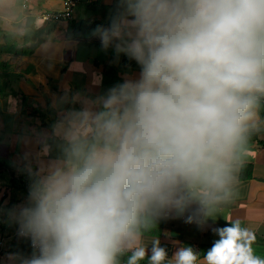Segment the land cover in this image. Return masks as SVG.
I'll return each instance as SVG.
<instances>
[{"label":"clouds","instance_id":"obj_1","mask_svg":"<svg viewBox=\"0 0 264 264\" xmlns=\"http://www.w3.org/2000/svg\"><path fill=\"white\" fill-rule=\"evenodd\" d=\"M101 2L105 23L89 38L139 72L108 87L97 74L55 101L35 149L21 138L11 166L27 191L12 203L0 182V227L28 250L0 264H264L238 219L212 228L203 253L159 231L205 225L264 137V0Z\"/></svg>","mask_w":264,"mask_h":264},{"label":"crops","instance_id":"obj_2","mask_svg":"<svg viewBox=\"0 0 264 264\" xmlns=\"http://www.w3.org/2000/svg\"><path fill=\"white\" fill-rule=\"evenodd\" d=\"M75 1L68 17L45 20L43 15L63 12L64 0H0V163L11 164L25 150L21 138H31L33 149L37 147L35 134L50 132L57 119L55 101L65 93L91 90L97 74L108 87L125 72H139L135 63L127 67L124 57L114 65V53L102 51L99 40L89 38L97 24L105 23L106 5L101 0ZM251 149L234 195L205 225L169 220L159 224V231L203 253L218 239L212 228L238 219L255 232L254 254L264 258V137L255 138ZM11 181L10 170L0 167L4 198L15 203L26 195L27 185L24 191L13 188ZM161 238L171 255L170 241ZM0 243V255L21 245L7 227H0Z\"/></svg>","mask_w":264,"mask_h":264},{"label":"trees","instance_id":"obj_3","mask_svg":"<svg viewBox=\"0 0 264 264\" xmlns=\"http://www.w3.org/2000/svg\"><path fill=\"white\" fill-rule=\"evenodd\" d=\"M8 163H4V162H1L0 163V167H6L7 169H9L10 170V172H11V177H12V181H11V185H13L14 184V186H13V188H16V189H22V190H26V183H27V178H26V176L24 175V174H18L17 176H14L13 175V167L11 166V164H8ZM12 168V169H11ZM18 248H20L21 250H28L27 249V244H26V242H22L21 241V245H20V247H18ZM15 250H17V249H15ZM14 251V250H13Z\"/></svg>","mask_w":264,"mask_h":264},{"label":"built area","instance_id":"obj_4","mask_svg":"<svg viewBox=\"0 0 264 264\" xmlns=\"http://www.w3.org/2000/svg\"><path fill=\"white\" fill-rule=\"evenodd\" d=\"M65 6L62 13L51 15H43V19L48 20L51 18L58 19V18H66L70 15L72 9L74 8L76 1L75 0H64Z\"/></svg>","mask_w":264,"mask_h":264}]
</instances>
